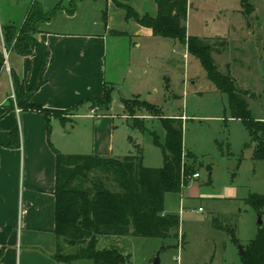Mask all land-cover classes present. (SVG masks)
<instances>
[{"label": "rangeland", "instance_id": "1", "mask_svg": "<svg viewBox=\"0 0 264 264\" xmlns=\"http://www.w3.org/2000/svg\"><path fill=\"white\" fill-rule=\"evenodd\" d=\"M28 1L0 0L1 51L8 49L1 33L3 27L22 24ZM49 1L54 4L58 0ZM190 1L193 7L188 14L187 32L216 41V47L223 50L219 54L212 52L218 70L229 73L235 78L237 88L248 92L242 96L248 102L251 115L264 120V0H246L252 9L245 15L241 0ZM213 35L217 36L211 38ZM221 39L226 40L224 46ZM115 59L114 69L110 66L114 59L109 52L107 78L118 68L119 80L111 94L109 108L114 116L116 146L129 145L132 149V143L138 142L144 165L163 164L161 150L152 137L155 132L160 142H164L165 131L158 115L147 111L140 103L130 105L128 110L122 108V100L138 96L157 105L165 117L184 116L183 147L190 150L202 166L196 170L199 178L190 177L181 192L165 194L163 212L179 216L180 230L172 231L165 239L100 237L98 247L120 249L128 256L124 264H152L159 250V264H241L239 248L231 235L215 228L212 221L217 218L222 226L233 227L243 244L254 237L264 225V212L259 214L244 198L252 192L264 194V167L262 161L252 159L254 142H249L241 122L229 119L226 95L208 79L199 60L177 39L154 38L140 48L122 46ZM251 93L254 96H249ZM59 112L67 119L68 110ZM91 120L84 114L74 118L73 125L71 121L61 123L63 130L81 138ZM140 125L145 129L139 128ZM86 147L79 143L67 149ZM206 165H210V170ZM73 264L92 262L76 260Z\"/></svg>", "mask_w": 264, "mask_h": 264}, {"label": "trees", "instance_id": "2", "mask_svg": "<svg viewBox=\"0 0 264 264\" xmlns=\"http://www.w3.org/2000/svg\"><path fill=\"white\" fill-rule=\"evenodd\" d=\"M67 1V7L59 1L46 11L41 9L38 1H34L21 27L5 25L2 31L4 42L11 44L12 49L20 55L31 54L35 47L41 50V62L28 89L24 88L12 71L11 78L15 104L23 109L43 112L47 119L50 112L30 101L32 94L44 81L43 73L49 57L47 47L34 37V33L38 31V22L52 20L62 8L73 14L78 0ZM112 1L124 10L126 19H133L139 25L150 28L155 36L181 41L187 51L199 60L208 79L226 95L230 112L228 117L239 120L247 131L249 142H254L252 159L262 161L264 167V120L251 115L248 102L242 96L248 95V92L238 89L235 78L229 73L223 74L218 70L212 52L221 53L223 50L216 47V41L210 42V39L187 34L188 0H154V15H139L128 4L129 0ZM241 2L245 15L251 8L246 0ZM103 20L106 22V12H103ZM221 40V46H224L226 40ZM2 63L3 56L0 53V65ZM111 94L112 88L105 86L101 96L90 99V105H97L101 112H106L111 103ZM12 103L13 99L10 98L9 105L12 106ZM134 103H140L147 111L158 115L163 125L164 142H160L157 134L152 132L153 143L162 153V165H144L142 148L134 142L135 152L120 157L62 153L52 146L55 153L54 231L59 240L72 249L66 252L59 244L53 255L58 261L66 264H73L76 260H90L92 264H124L128 256L116 247H98L100 237L165 239L171 236L172 231L176 233L179 229V216L163 212L165 194L181 192L190 176L202 164L197 163L194 154L183 147V121L180 116L165 117L157 105L141 100L138 96L122 100L125 110ZM51 113L59 116L62 122L71 121L61 117L58 111ZM138 127L145 129L142 125ZM10 134L12 144L16 143L18 129L14 128ZM47 135H50L49 126ZM206 169L210 170V165H206ZM244 202L259 214L264 212V194L249 193ZM212 224L231 235L239 248L241 264H264V225L243 244L236 237L233 227L222 226L217 218L213 219Z\"/></svg>", "mask_w": 264, "mask_h": 264}, {"label": "crops", "instance_id": "3", "mask_svg": "<svg viewBox=\"0 0 264 264\" xmlns=\"http://www.w3.org/2000/svg\"><path fill=\"white\" fill-rule=\"evenodd\" d=\"M34 1L39 2L43 11L59 1L68 6V1L65 4L62 0L54 4L49 0H29L23 22ZM128 4L139 15L156 13L154 0H129ZM188 4L186 28L193 7L190 0ZM103 12H106V22ZM37 24L39 31L34 36L47 47L49 57L44 81L30 101L48 110V119L43 112L17 106L14 100L12 106L9 105L13 91L11 71L28 89L39 68L41 50L35 47L31 54L20 55L11 44L8 49L0 50L3 56L0 65V264H66L53 256L59 244L65 249L70 248L54 231L55 153L52 146L62 153L115 157L134 153L133 144L132 149L129 145L116 146L112 127L114 116L109 109L106 112L99 109L91 114L90 99L101 96L105 86L111 87L113 92L119 84L118 68L107 78L109 52L114 59L110 66L114 68L117 66L115 56L122 46L140 48L148 40L165 38L153 35L150 28L133 19H126L124 10L112 0H78L73 14L62 8L52 20ZM214 36L217 35L210 37ZM64 110L69 111L66 117L71 119L72 125L74 118L84 114L92 119L81 138L72 135V131L63 130L59 116L51 113ZM178 116L183 121L184 116ZM14 128L18 129V136L12 144L10 131ZM79 143L88 148L67 149L69 145ZM134 143L140 146L138 142Z\"/></svg>", "mask_w": 264, "mask_h": 264}, {"label": "built area", "instance_id": "4", "mask_svg": "<svg viewBox=\"0 0 264 264\" xmlns=\"http://www.w3.org/2000/svg\"><path fill=\"white\" fill-rule=\"evenodd\" d=\"M10 97L14 100L15 98V96H14V92L13 91H11V95H10ZM15 110H16V112H19L20 111V109L19 108H15ZM99 110V107L97 106V105H95V106H93L91 109H90V113L91 114H94V113H96L97 111ZM199 172H194L190 177H192V178H198L199 177ZM199 210L201 209L200 207L198 208ZM176 260H179V258H175Z\"/></svg>", "mask_w": 264, "mask_h": 264}, {"label": "water", "instance_id": "5", "mask_svg": "<svg viewBox=\"0 0 264 264\" xmlns=\"http://www.w3.org/2000/svg\"><path fill=\"white\" fill-rule=\"evenodd\" d=\"M258 222L261 223V218H260L259 215H258ZM159 255H160V252L157 251V252L155 253L154 258H153L152 264H159Z\"/></svg>", "mask_w": 264, "mask_h": 264}]
</instances>
